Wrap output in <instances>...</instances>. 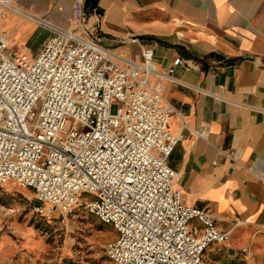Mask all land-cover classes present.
I'll list each match as a JSON object with an SVG mask.
<instances>
[{
  "label": "built area",
  "instance_id": "obj_1",
  "mask_svg": "<svg viewBox=\"0 0 264 264\" xmlns=\"http://www.w3.org/2000/svg\"><path fill=\"white\" fill-rule=\"evenodd\" d=\"M92 15L78 3L75 26L56 29L36 55L9 51L0 33V182L33 188L41 212L67 217L82 204L111 224L116 264H211L206 249L231 234L174 185L182 134L169 130L176 109L150 83L154 50L121 65L87 25Z\"/></svg>",
  "mask_w": 264,
  "mask_h": 264
},
{
  "label": "crops",
  "instance_id": "obj_2",
  "mask_svg": "<svg viewBox=\"0 0 264 264\" xmlns=\"http://www.w3.org/2000/svg\"><path fill=\"white\" fill-rule=\"evenodd\" d=\"M9 1L18 10H10L0 26L23 42L29 37L23 45L31 54L56 29L74 27V8L85 3ZM98 8L87 25L98 27L103 46L121 65L144 63L143 50H154L150 83L176 109L169 130L182 134L170 157L174 185L188 204L213 212L218 227L231 234L227 242L209 245L205 259L261 264L264 0H99ZM178 57L185 63L171 73ZM191 227L203 231L198 219Z\"/></svg>",
  "mask_w": 264,
  "mask_h": 264
},
{
  "label": "rangeland",
  "instance_id": "obj_3",
  "mask_svg": "<svg viewBox=\"0 0 264 264\" xmlns=\"http://www.w3.org/2000/svg\"><path fill=\"white\" fill-rule=\"evenodd\" d=\"M9 11L0 3V19ZM0 33L9 40V51L29 53L23 45L29 37L23 42L3 26ZM39 205L33 188L0 182V264H116L107 253L108 242L118 236L111 224L82 204L67 217L48 205L41 212ZM259 262L264 264V258Z\"/></svg>",
  "mask_w": 264,
  "mask_h": 264
},
{
  "label": "bare ground",
  "instance_id": "obj_4",
  "mask_svg": "<svg viewBox=\"0 0 264 264\" xmlns=\"http://www.w3.org/2000/svg\"><path fill=\"white\" fill-rule=\"evenodd\" d=\"M3 1H4V0H0V3H2V4L4 5V7H6L7 10H11V9L18 10L17 7H15L14 4H12V3L10 4V3H8V2L5 4V2H3ZM40 20H41V19H40ZM2 21H3V19H0V23H1ZM3 37H4V35H3ZM4 39H5V41L7 42V44L9 45V44H10V43H9V40H8L7 38H5V37H4ZM7 40H8V41H7ZM152 74H153V73H152Z\"/></svg>",
  "mask_w": 264,
  "mask_h": 264
},
{
  "label": "water",
  "instance_id": "obj_5",
  "mask_svg": "<svg viewBox=\"0 0 264 264\" xmlns=\"http://www.w3.org/2000/svg\"><path fill=\"white\" fill-rule=\"evenodd\" d=\"M99 0H85V6L86 8L90 7L92 4H98ZM98 13H100L99 10H97Z\"/></svg>",
  "mask_w": 264,
  "mask_h": 264
},
{
  "label": "trees",
  "instance_id": "obj_6",
  "mask_svg": "<svg viewBox=\"0 0 264 264\" xmlns=\"http://www.w3.org/2000/svg\"><path fill=\"white\" fill-rule=\"evenodd\" d=\"M89 11H93V10H99L101 12V10L98 8V4H92L90 7L87 8Z\"/></svg>",
  "mask_w": 264,
  "mask_h": 264
}]
</instances>
